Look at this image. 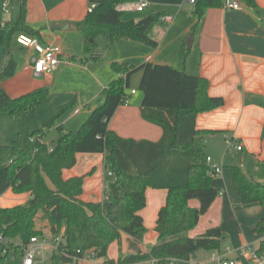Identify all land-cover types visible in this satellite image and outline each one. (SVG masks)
Returning <instances> with one entry per match:
<instances>
[{
	"label": "trees",
	"instance_id": "obj_1",
	"mask_svg": "<svg viewBox=\"0 0 264 264\" xmlns=\"http://www.w3.org/2000/svg\"><path fill=\"white\" fill-rule=\"evenodd\" d=\"M25 1L20 0L15 20L0 25V112L17 118L37 110L49 96L47 88H39L17 98L9 97L2 85L17 72L12 42L24 33L38 37V32L25 23ZM129 0H100L86 18L75 24L84 36V56L98 60L96 37L108 44L127 39L156 48L158 42L148 35L149 28L161 22L163 14H154L140 21H123L117 6ZM256 10L254 0H241ZM194 14L201 17L206 9L222 7L220 0H197ZM117 78L103 90V103L92 110L76 132L57 126L58 138L53 148L45 142L66 110L60 111L41 127L12 138L10 145L0 144V169L13 194H29L24 205L0 208V231L8 246L20 252L32 237L41 236L37 221L46 222L52 236L62 235L63 245L51 258V264H63L77 250H95L101 264H141L155 259L158 264L190 262L198 252L220 251L223 233L219 227L189 238L186 234L198 224L215 198L212 177L206 164L205 137L213 131L197 130L198 114L224 105L222 98L208 95L206 79L188 75L166 65L145 63L139 67L114 62ZM141 73L138 91L142 94L139 108L146 122L159 127L162 136L157 142L122 139L108 126L117 109L129 103V80ZM77 154H103L105 168L114 176L99 203L83 202L84 176L63 178V171L76 164ZM234 180L243 205L264 207V184L249 178L239 167H232ZM167 190L165 205L160 209L155 232L157 243L146 253L139 250L146 233L139 212L145 208V190ZM191 200L199 208L190 206ZM258 224L254 231H262ZM126 235L129 255L120 253L116 260L107 258L109 247ZM264 252V240L256 249ZM5 258L0 255V259Z\"/></svg>",
	"mask_w": 264,
	"mask_h": 264
},
{
	"label": "crops",
	"instance_id": "obj_2",
	"mask_svg": "<svg viewBox=\"0 0 264 264\" xmlns=\"http://www.w3.org/2000/svg\"><path fill=\"white\" fill-rule=\"evenodd\" d=\"M13 1L0 0L1 26L15 20L18 15L20 0H15V9L12 7L9 11ZM98 1L26 0V25L38 32L36 38L41 45L60 48L61 62L51 74L37 75L32 70L37 53L34 49L17 46L14 39L12 48L17 72L3 83L4 91L9 97L17 98L39 88H47L50 95L63 92L61 88L66 85L82 88L84 92L81 95L77 93L73 102L71 93H67L68 97H59L60 102H43L39 108L40 120L45 123L66 110L56 125L75 131L84 124L92 110L103 103L102 90L118 77L111 68L114 62L135 67L145 63L166 65L206 79L208 95L222 98L224 105L198 114L195 127L197 130L215 132L205 137V151L207 157L223 169L218 177L212 178L217 197L208 211L200 216L196 227L188 232V237L195 238L208 229L219 227L223 233L220 254L236 261V264H250L241 250L257 249L264 240V207L242 204L232 167H239L253 181L264 184V0H254L256 10L241 0H229L237 2L240 9L228 10L223 6L210 8L204 10L200 18L195 16V6L188 0H146L149 6L144 17H122V20L137 22L154 14L170 17L168 23L161 21L149 28L148 35L158 42V46L151 48L121 39L117 41V48L132 50V56L117 59L110 54L109 59L102 64L98 46L94 55L99 59H86L83 33L75 27V24L86 18L88 6ZM4 4L8 5L7 11ZM54 25L66 28L52 30ZM3 52L4 48L0 46V58ZM133 76L137 77L134 87L138 89L141 73L137 72ZM132 91L127 90L131 95L129 103L117 109L109 123V130L122 139L159 141L161 129L142 119L139 108L142 94L132 95ZM45 137L44 142L53 148L45 141ZM57 138L58 132L54 140ZM227 140L232 146H241L242 150L227 151ZM80 176H84L80 196L83 202H101L106 186L114 181V176L108 175L105 168L103 154H77L75 166L64 170L63 178ZM167 193L164 189L145 190L146 206L139 212L146 228L139 246L142 253L148 252L157 243L155 227ZM29 198L27 193L13 194L6 182L0 185V208L24 205ZM189 204L195 208L200 206L197 200H191ZM258 224L263 227L260 232L254 231ZM42 227L41 236L51 237L48 224L42 222ZM133 252L127 236L122 235L120 244L114 243L109 247L107 257L116 260L120 253L129 255ZM203 253L204 257L200 256L201 252L196 254V262L210 260L212 252ZM48 254L51 260L53 255ZM175 264L189 262L179 261Z\"/></svg>",
	"mask_w": 264,
	"mask_h": 264
},
{
	"label": "built area",
	"instance_id": "obj_3",
	"mask_svg": "<svg viewBox=\"0 0 264 264\" xmlns=\"http://www.w3.org/2000/svg\"><path fill=\"white\" fill-rule=\"evenodd\" d=\"M197 0H188L190 4H193ZM222 2L223 8L228 10H239L240 6L237 2L229 1V0H220ZM149 3L146 0H129L128 2L118 5L117 10L120 12H143L147 9ZM96 7L95 3H91L88 6L87 12L91 13ZM4 8L7 11L8 5L4 4ZM170 17H162L161 21L168 23L170 21ZM15 41L18 46L26 49H34L37 53V58H35L32 62V70L37 75H49L51 74L57 66L60 64V48L48 45L43 46L39 43L38 39L35 37H31L27 34L20 33L16 36ZM135 92L132 91V95ZM78 113V111H75ZM241 146H232L230 140H227V151H241ZM206 164L209 167V173L212 178L218 177L222 173V166L213 162V160L209 157L206 158ZM108 175H112L110 171H108ZM0 244L3 248L0 250V255L7 257L10 251H12L13 255L19 254L15 252L13 248L6 244L3 234L0 231ZM63 245L62 235L58 236H35L32 237L27 245L23 247L20 251L21 255V264H38L39 260L42 263H45V256L50 253L52 255L58 253L60 251V247ZM228 251V249H225ZM243 256H246L250 264H264V252L258 253L256 249L252 248H243L241 250ZM61 254L65 256L68 260L63 264H98L97 263V253L95 250H87L85 252H81L77 250L73 255L68 254L67 251H61ZM144 264H158V261L155 259L144 262ZM189 264H236L234 260H228L223 255L220 254L219 251H213L211 254V258L208 261L204 262H189Z\"/></svg>",
	"mask_w": 264,
	"mask_h": 264
},
{
	"label": "rangeland",
	"instance_id": "obj_4",
	"mask_svg": "<svg viewBox=\"0 0 264 264\" xmlns=\"http://www.w3.org/2000/svg\"><path fill=\"white\" fill-rule=\"evenodd\" d=\"M12 7H13V9H15V0L13 1V6L9 5V11L10 12H11ZM145 13H146V9L144 10V12H134V13L133 12H126V13H123V17H125V18H128L130 16H131V18L138 17V16L144 17L146 15ZM133 19H135V18H133ZM118 40H121V39H118ZM118 40H115L112 44H108V42L102 36L96 37V44L98 46V51L102 55L101 64L103 62H106L109 59L110 54H111V56L117 57V59H122L128 55H131L132 50H129V49H122L121 50V49L117 48V44H119V43H117ZM15 43H16V41H15ZM136 81H137V77L133 76V78L131 80L132 83L127 90L129 92L134 90V92L138 94L139 93L138 89H136L134 87ZM61 89H64L63 92H60L61 94L58 93V94L50 95V91H49V96L43 102H60L59 97L64 99V98L68 97L67 93H71V95H72V101L71 102H73L77 93L78 94L80 93V95H81L84 92V91L83 92L81 91L82 88H77L75 85L74 86L66 85V86H63V88H61ZM39 108L32 113H25V114L20 115L17 118H11L8 114L0 112V144L1 145H10L12 143V138L14 136H16V135L22 136V135H25L26 132H28L30 130H34V129L41 127L45 122H41V120H40L41 117H39V112L41 109L39 110ZM1 116H4V117H1ZM56 126L57 125H55V127ZM55 127L46 133L45 141L50 146H54L55 142H56L54 140V137L57 135V131H56ZM78 129L79 128H77L75 131H72V132H76V131H78ZM3 182H6L5 173L3 170L0 169V185H2ZM42 222L43 221H37V223H36V227L38 230L41 231V235L43 234ZM263 235H264V233H263ZM186 236L188 237L189 234L187 233ZM2 248H3V246L0 244V250ZM203 254L204 253L201 252L200 256L204 257ZM44 258H45V263H42L39 260L38 264H50L51 263V260L49 259L50 258L49 254H47ZM102 261H103V259H97L98 264H101ZM190 262H196V261H195V259H192ZM0 264H21L20 252H19V254L13 255L12 251H10L9 254L7 255V257L0 259ZM163 264H168V263L164 262Z\"/></svg>",
	"mask_w": 264,
	"mask_h": 264
},
{
	"label": "water",
	"instance_id": "obj_5",
	"mask_svg": "<svg viewBox=\"0 0 264 264\" xmlns=\"http://www.w3.org/2000/svg\"><path fill=\"white\" fill-rule=\"evenodd\" d=\"M65 28H66V26H63V25H54L51 27L52 30H63ZM187 44L189 46V40H188Z\"/></svg>",
	"mask_w": 264,
	"mask_h": 264
}]
</instances>
